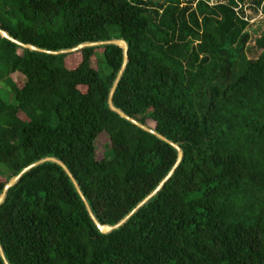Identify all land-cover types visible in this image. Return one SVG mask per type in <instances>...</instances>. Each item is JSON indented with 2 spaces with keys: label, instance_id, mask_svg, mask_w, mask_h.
<instances>
[{
  "label": "trees",
  "instance_id": "obj_1",
  "mask_svg": "<svg viewBox=\"0 0 264 264\" xmlns=\"http://www.w3.org/2000/svg\"><path fill=\"white\" fill-rule=\"evenodd\" d=\"M0 29L53 52L124 39L113 105L182 152L109 110L119 47L0 37V195L53 157L113 226L176 165L107 235L60 166L33 167L0 205L8 264H264V0H0Z\"/></svg>",
  "mask_w": 264,
  "mask_h": 264
},
{
  "label": "water",
  "instance_id": "obj_2",
  "mask_svg": "<svg viewBox=\"0 0 264 264\" xmlns=\"http://www.w3.org/2000/svg\"><path fill=\"white\" fill-rule=\"evenodd\" d=\"M0 37L4 38V39H7L8 41H10L11 43L17 45L18 47L22 48V49H27V50H30V51H35V52H40V53H44V54H54V55H60V54H71V53H74V52H77L81 49H84V48H92V47H97V46H107V45H114V46H117L121 49L122 51V64H121V67L116 75V78L112 84V87L109 91V95H108V99H107V105H108V108L110 111L116 113L118 116H120L121 118L127 120L128 122H130L131 124L135 125L136 127L140 128L141 130L149 133V134H152L154 135L156 138H158L159 140L167 143L168 145L172 146L176 151H177V154H178V158H177V162H176V165L178 164V162L181 160V157H182V152L180 150V148L170 142L169 140H167L165 137L161 136L160 134H158L157 132H155L153 129L145 126V125H142L141 123H139L138 121H136L135 119H132L130 118L129 116L125 115L122 111H120L119 109H117L113 103H112V97H113V94L115 92V89L117 87V84L125 70V66H126V63L128 61V44L127 42L124 40V39H112V40H105V41H97V42H87V43H83V44H80L74 48H71V49H67V50H60V51H57V52H53V51H47L45 49H41V48H38L36 46H33V45H30V44H24V43H21L19 41H17L16 39L12 38L7 32H5L4 30H1L0 29ZM45 162H52V163H55L57 164L58 166H60L62 168V170L66 173V175L70 178V180L72 181L74 187H75V190L76 192L78 193V195L80 196L83 204L85 205V208L89 214V217L91 218L93 224L95 225L96 229L98 230L99 233L103 234V235H107L109 234L111 231L115 230L116 228H118L122 223H124L128 217L130 215H132L133 213L136 212V210H138L141 206H143L158 190H160V188L162 187L163 183L171 176V174L173 173V170L175 169L176 165L174 166V168L168 173V175L165 177V179L157 186V188L150 194L148 195L145 199H143L131 212L130 214L125 217L121 222L117 223L116 225H113V226H110V225H101L97 220L96 218L94 217V215L92 214L90 208H89V205L87 203V201L85 200L83 194L81 193L77 183L75 182L74 178L72 177V175L70 174L69 170L67 169V167L61 162L59 161L58 159L56 158H53V157H46V158H43V159H40L39 161H36L32 164H30L29 166H27L26 168H24L17 176H14L12 177L4 186L3 188V191L0 195V205L1 203L3 202L4 198H5V193L6 191L12 187L13 185L16 184V182L20 179V177L26 173L28 170L32 169L33 167L35 166H38L40 164H43ZM0 256L3 260V262L5 264H8L7 261L5 260L4 258V255H3V252H2V249L0 247Z\"/></svg>",
  "mask_w": 264,
  "mask_h": 264
},
{
  "label": "rangeland",
  "instance_id": "obj_3",
  "mask_svg": "<svg viewBox=\"0 0 264 264\" xmlns=\"http://www.w3.org/2000/svg\"><path fill=\"white\" fill-rule=\"evenodd\" d=\"M250 14V12H248ZM261 20V16L260 14H258L257 16H255L254 14L251 13V20L249 21V24H253V22H257ZM199 44V41H196L193 43L194 46H197ZM21 78L19 77H14V79H19ZM23 80V79H21ZM110 142L108 137L105 134H101L97 137V139L94 142V148H95V152H96V156L97 158H101L103 157V155L109 151L110 149Z\"/></svg>",
  "mask_w": 264,
  "mask_h": 264
},
{
  "label": "clouds",
  "instance_id": "obj_4",
  "mask_svg": "<svg viewBox=\"0 0 264 264\" xmlns=\"http://www.w3.org/2000/svg\"><path fill=\"white\" fill-rule=\"evenodd\" d=\"M120 39V38H119Z\"/></svg>",
  "mask_w": 264,
  "mask_h": 264
}]
</instances>
